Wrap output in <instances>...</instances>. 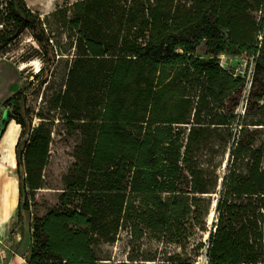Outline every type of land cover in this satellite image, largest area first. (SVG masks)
Segmentation results:
<instances>
[{"label": "trees", "instance_id": "16d2710c", "mask_svg": "<svg viewBox=\"0 0 264 264\" xmlns=\"http://www.w3.org/2000/svg\"><path fill=\"white\" fill-rule=\"evenodd\" d=\"M28 31L38 46L19 53ZM244 53L255 66L242 113L247 81L220 56ZM1 58L44 63L10 100L22 229L46 186L51 124L80 135L58 206L33 220L27 264H101L122 232L170 241V264L204 252L264 264V0H79L43 16L0 0ZM56 81L26 141L28 97Z\"/></svg>", "mask_w": 264, "mask_h": 264}, {"label": "rangeland", "instance_id": "374dc122", "mask_svg": "<svg viewBox=\"0 0 264 264\" xmlns=\"http://www.w3.org/2000/svg\"><path fill=\"white\" fill-rule=\"evenodd\" d=\"M79 0H26L27 5L34 12L45 15L58 7L70 5ZM38 46L33 38L32 32L28 31L24 37V41L19 47V53H22L27 45ZM197 55L200 57H206L205 45H202L197 50ZM13 56V54H12ZM254 57L246 53L239 56H227L225 54L220 56L221 65L226 68H235L237 73H240L247 81V86L251 84L254 72ZM37 61V62H36ZM36 62V63H33ZM22 64L28 66L24 69H20ZM44 66V63L40 59H32L25 63H16L8 58L0 59V68L8 72L7 86L9 88L8 94H0V131L2 129V120L6 113H13V108L10 106V100L21 91H27L31 83H36L34 77L37 75V70H40ZM31 72V74H29ZM32 74L34 77H32ZM250 81V83H249ZM59 88V82L51 83L48 88L44 87L42 90L31 92L28 97L26 107L24 109V119L28 125V135L26 141H29L32 130L41 121L38 119V115L44 110L43 100L48 96L52 97ZM250 92V87H246L241 95V104L239 110L243 113L246 105V98ZM50 128L53 129L52 144L50 146V164L44 171V178L46 186L37 191L33 200L31 201V208L29 211H24L25 226L22 229L21 224L18 222L17 207L19 198L15 204V216H14V232L4 242V248L8 255L13 252L20 254L23 257H29L31 253V234L34 218H41L45 216L49 211L53 210L59 204V196L63 189V178L68 174L71 166L75 160L73 157V151L76 145L80 141V135L75 134L69 136L66 130V126L59 121H55L51 124ZM223 171V168H222ZM13 210V211H14ZM12 211V212H13ZM7 215L0 218V223H3L7 219ZM208 227H211L210 217L208 219ZM23 232V235H22ZM207 235L202 234L201 241L207 240ZM197 241H190L195 243ZM103 257L101 264H170L168 261L174 252L177 251V247L172 245L170 241H155L153 239H145L143 241H133L126 232H122L116 243L105 244L102 246ZM143 253H151L156 257V262H146L142 258H138ZM133 259V260H131Z\"/></svg>", "mask_w": 264, "mask_h": 264}, {"label": "bare ground", "instance_id": "6f19581e", "mask_svg": "<svg viewBox=\"0 0 264 264\" xmlns=\"http://www.w3.org/2000/svg\"><path fill=\"white\" fill-rule=\"evenodd\" d=\"M26 66L27 64H22L20 69H24ZM8 76V72L0 68V94H8L9 92L6 82ZM21 134L22 126L13 120L9 123L4 137L0 138V218L4 215L8 216L2 223L6 233L14 225V213L12 211L17 202L19 187L16 147ZM210 220L211 223L214 221V211L210 215Z\"/></svg>", "mask_w": 264, "mask_h": 264}, {"label": "crops", "instance_id": "0c3cea01", "mask_svg": "<svg viewBox=\"0 0 264 264\" xmlns=\"http://www.w3.org/2000/svg\"><path fill=\"white\" fill-rule=\"evenodd\" d=\"M18 198H19V193H18ZM13 213L15 216L16 215L15 210L13 211ZM2 225L3 224L0 223V236H2L0 237V264H27L25 257L21 256L20 254L13 252L11 255H8V253L6 252V249L4 248L3 245L5 240L9 236H11V234H13L14 225L9 231H7L8 233H6V230L4 229V227H2Z\"/></svg>", "mask_w": 264, "mask_h": 264}, {"label": "water", "instance_id": "95a60500", "mask_svg": "<svg viewBox=\"0 0 264 264\" xmlns=\"http://www.w3.org/2000/svg\"><path fill=\"white\" fill-rule=\"evenodd\" d=\"M27 66H28V65H27ZM27 66H26V67H27ZM26 67H25V68H26ZM11 121H13V120H12V114H11V112H8V113H6V115L4 116V119L2 120V129H1V131H0L1 139L4 137L5 133L7 132L8 125H9V123H10ZM215 206H216V204H215ZM214 216H215V211H214Z\"/></svg>", "mask_w": 264, "mask_h": 264}, {"label": "built area", "instance_id": "2783aa9c", "mask_svg": "<svg viewBox=\"0 0 264 264\" xmlns=\"http://www.w3.org/2000/svg\"><path fill=\"white\" fill-rule=\"evenodd\" d=\"M260 40H261V37H260ZM254 70V69H253ZM254 73V72H253ZM252 81V80H251ZM250 83V81H249ZM248 88L250 87L251 88V84L247 86ZM244 112V111H243ZM209 261H208V256H207V253L204 252L202 254V256L198 259L197 263L196 264H208Z\"/></svg>", "mask_w": 264, "mask_h": 264}]
</instances>
